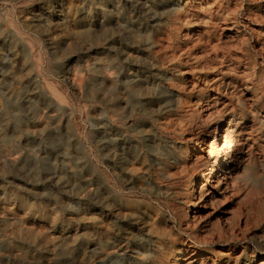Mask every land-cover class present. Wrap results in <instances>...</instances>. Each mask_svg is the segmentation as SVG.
Listing matches in <instances>:
<instances>
[{
  "label": "rangeland",
  "instance_id": "1",
  "mask_svg": "<svg viewBox=\"0 0 264 264\" xmlns=\"http://www.w3.org/2000/svg\"><path fill=\"white\" fill-rule=\"evenodd\" d=\"M0 264H264V0H0Z\"/></svg>",
  "mask_w": 264,
  "mask_h": 264
},
{
  "label": "bare ground",
  "instance_id": "2",
  "mask_svg": "<svg viewBox=\"0 0 264 264\" xmlns=\"http://www.w3.org/2000/svg\"><path fill=\"white\" fill-rule=\"evenodd\" d=\"M28 47V46H27ZM26 47V48H27ZM28 51V50H27ZM96 68V67H95ZM93 69V68H92ZM94 70H96V69H94ZM98 71H100V70H98ZM101 74V73H100ZM99 74V75H100ZM94 75H96V74H94ZM106 75V74H105ZM104 76V75H103ZM135 76V75H134ZM112 77V76H111ZM95 78V77H94ZM97 78V77H96ZM135 78H136V76H135ZM98 79V78H97ZM96 79V80H97ZM113 79V78H112ZM112 79L110 78V76H107L106 78H105V83L107 84V83H109V84H113V81H112ZM133 79H134V77H133ZM137 79V78H136ZM140 79V78H139ZM104 81V80H103ZM134 81V80H133ZM115 82V81H114ZM105 84V85H106ZM108 84V85H109ZM130 85V88H131V93H132V96H130V97H134V99H136L137 97V90H136V87H138V86H136L135 85V82H134V84L132 83H129ZM138 84V83H137ZM13 85H14V83H13ZM92 85V84H91ZM143 85V84H142ZM81 86V85H80ZM85 86V85H84ZM83 86V87H84ZM88 86H89V84H88ZM128 86V87H129ZM109 87V86H108ZM113 88V87H112ZM111 88V89H112ZM116 88V87H115ZM129 88V89H130ZM141 90V89H140ZM10 92V91H9ZM18 92V91H17ZM93 93H94V91H93ZM130 93V92H129ZM15 94V93H14ZM18 94V93H17ZM139 94V93H138ZM130 95V94H129ZM8 96H10V95H8ZM12 96V95H11ZM21 96V95H20ZM19 97V96H18ZM129 97V96H128ZM9 99H10V97H8ZM14 98V97H13ZM16 98V97H15ZM109 98V97H108ZM107 98V99H108ZM127 98V97H126ZM17 99V98H16ZM13 100V99H12ZM111 100V99H110ZM128 100V99H127ZM139 100V99H138ZM134 101V100H133ZM8 102V101H7ZM18 102V101H17ZM126 102V101H125ZM135 102V101H134ZM7 104V103H6ZM10 104V103H9ZM13 103H11V105H12ZM126 105H127V103H125ZM130 105V104H129ZM135 105H137V104H135ZM133 107V106H132ZM136 107V106H135ZM12 108V107H11ZM3 110V109H2ZM42 128V127H41ZM43 129V128H42ZM228 129V128H227ZM227 129H225L224 130V135H223V140L222 141H224V143L222 144V145H224L225 144V142H226V140H227V135H226V133H227ZM45 131H46V129H45ZM50 131V130H49ZM215 132H217V134H219L218 133V129L216 128V130L214 131V133ZM48 133V132H47ZM242 133V132H241ZM45 134V133H44ZM216 134V135H217ZM243 134V133H242ZM241 134V135H242ZM5 135V134H4ZM4 138V137H3ZM216 138V137H215ZM5 139V138H4ZM218 139V138H217ZM240 140V139H239ZM5 141V140H4ZM233 141V140H232ZM239 142V141H238ZM216 143V142H215ZM214 145V144H213ZM220 145V144H219ZM218 145V146H219ZM221 145V146H222ZM217 146V145H216ZM223 147V146H222ZM228 147V146H227ZM224 149V148H223ZM212 153V152H211ZM32 154V153H31ZM228 154H230V153H228ZM234 157V156H233ZM17 158V157H16ZM32 158V157H31ZM230 158V157H229ZM231 158H232V156H231ZM242 158V157H241ZM240 158V159H241ZM33 159V158H32ZM35 159V158H34ZM37 159V158H36ZM35 159V160H36ZM14 159H12L11 161H13ZM17 160V159H16ZM34 160V161H35ZM39 160V159H38ZM37 160V161H38ZM41 160V159H40ZM233 160V159H232ZM237 160V159H236ZM28 161V160H27ZM43 161V160H42ZM209 161V160H208ZM36 162V161H35ZM14 163V162H13ZM233 163V162H232ZM34 164V163H33ZM235 164H237V163H235ZM23 165V164H22ZM241 165V164H240ZM30 166H31V164H30ZM42 166H44L45 167V165H42ZM75 166V165H74ZM221 166V165H220ZM29 167V166H28ZM34 167V166H33ZM36 167V166H35ZM231 167V166H230ZM30 168V167H29ZM46 168V167H45ZM224 168V167H223ZM37 170V169H36ZM235 170V167H232V168H227V170L224 172V170H222V169H219V171H223L224 172V176L223 177H221L220 178V176H218L219 174H214L213 175V177L212 178H215V179H211V180H208V181H210V182H215L214 183V185H213V187H217L218 188V186L220 185V184H222L223 182H224V184L226 185V187H225V189L226 188H228V184H229V180L232 178V171H234ZM41 171V170H40ZM213 171H215V166L211 169V171H210V173H213ZM45 172V171H44ZM235 172V171H234ZM243 173V172H242ZM33 174H34V172H33ZM39 174V173H38ZM77 174V173H76ZM239 174V173H238ZM238 174H237V176H238ZM210 175V174H209ZM39 176V175H38ZM236 176V175H235ZM244 177V176H243ZM36 178V177H35ZM246 179V178H245ZM188 180V182L185 184V194H186V196H187V199H188V204L186 205V208L190 211V209H191V207L194 205V203H196V201L197 200H200L201 202H203V203H210L211 202V200H212V196L214 195L213 193H212V190H210V189H208V188H206V186H205V184L204 185H202V186H198V181H197V178H196V176L195 175H192V176H189V179H187ZM231 183V182H230ZM210 186H212V185H210ZM227 192V191H226ZM215 193V192H214ZM186 209V210H187ZM3 219V218H2ZM3 221V220H2ZM7 224L8 223H6V226H7ZM9 225V224H8ZM14 226V225H13ZM18 226V225H17ZM21 226V225H20ZM8 227V226H7ZM11 228V227H10ZM15 228V227H14ZM12 230V229H11ZM24 230H26V229H24ZM10 231V230H9ZM6 232H7V230H6ZM9 233V232H8ZM15 234V233H14ZM13 234V235H14ZM28 235H30V232H29V234ZM6 236H7V234H6ZM36 236V235H35ZM14 238V237H13ZM21 238V237H20ZM33 238V237H32ZM30 239V238H29ZM29 239H25V240H29ZM37 241V240H36ZM49 241V240H48ZM38 242V241H37ZM36 242V243H37ZM49 242H51V241H49ZM53 242V241H52ZM50 244V243H49ZM55 244V243H54ZM57 246V245H56ZM55 247V246H54ZM61 250H63V249H61ZM60 250V251H61ZM56 251H58V250H56ZM59 251V252H60ZM64 251V250H63ZM15 253V252H14ZM56 253V252H55ZM11 255V254H10ZM16 255V254H15ZM24 255V254H23ZM19 256H21V254L19 255ZM59 257V256H58ZM12 258V257H11ZM20 258H22V259H24V257H20ZM13 259V258H12ZM27 259V258H26ZM30 259V258H29ZM14 260H16V259H14ZM34 262V261H33ZM186 262H187V260H186Z\"/></svg>",
  "mask_w": 264,
  "mask_h": 264
}]
</instances>
